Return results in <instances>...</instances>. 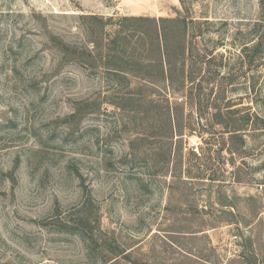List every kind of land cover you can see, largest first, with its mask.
Instances as JSON below:
<instances>
[{"label": "rangeland", "instance_id": "rangeland-1", "mask_svg": "<svg viewBox=\"0 0 264 264\" xmlns=\"http://www.w3.org/2000/svg\"><path fill=\"white\" fill-rule=\"evenodd\" d=\"M0 264H264V0H0Z\"/></svg>", "mask_w": 264, "mask_h": 264}]
</instances>
